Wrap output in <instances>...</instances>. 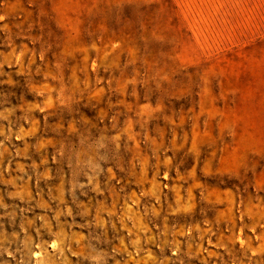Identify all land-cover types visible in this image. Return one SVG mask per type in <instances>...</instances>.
<instances>
[{"label":"rangeland","instance_id":"rangeland-1","mask_svg":"<svg viewBox=\"0 0 264 264\" xmlns=\"http://www.w3.org/2000/svg\"><path fill=\"white\" fill-rule=\"evenodd\" d=\"M0 264H264V0H0Z\"/></svg>","mask_w":264,"mask_h":264}]
</instances>
